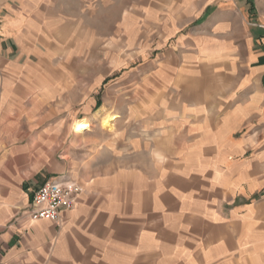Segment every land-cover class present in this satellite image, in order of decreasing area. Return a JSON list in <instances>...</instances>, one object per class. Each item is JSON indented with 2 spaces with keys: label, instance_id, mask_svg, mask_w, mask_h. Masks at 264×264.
Masks as SVG:
<instances>
[{
  "label": "rangeland",
  "instance_id": "obj_1",
  "mask_svg": "<svg viewBox=\"0 0 264 264\" xmlns=\"http://www.w3.org/2000/svg\"><path fill=\"white\" fill-rule=\"evenodd\" d=\"M49 2L50 14L34 29L38 53L31 78L17 80L7 102L33 106L32 112L17 113L25 121L19 127L15 121L13 131L23 136L17 146L26 148L13 162L22 177L56 176L46 170H61L53 167L61 161L79 180H110L118 168L128 184L104 183L111 198L121 197L123 189L125 197L133 196L138 170L163 184L157 195L205 192L219 183V175L203 166L211 156L209 147L204 153L200 147L211 139L197 112L204 101L192 102L188 90L183 94L179 87L188 69L180 67L212 58L222 62L223 77L243 74L255 51L258 35L252 29L264 31V0H249L251 5L246 0ZM232 60L233 68L224 65ZM216 77L209 79L215 86L225 80ZM179 111L197 113L180 124ZM108 113L116 116L111 130L100 124ZM79 120L91 128L77 136L73 123ZM147 145L155 149L154 159ZM68 175L66 169L62 176Z\"/></svg>",
  "mask_w": 264,
  "mask_h": 264
},
{
  "label": "crops",
  "instance_id": "obj_2",
  "mask_svg": "<svg viewBox=\"0 0 264 264\" xmlns=\"http://www.w3.org/2000/svg\"><path fill=\"white\" fill-rule=\"evenodd\" d=\"M49 1L0 0V264H264V31L259 29H252L258 36L243 74L229 71L223 77L222 62L212 58L180 67L189 70L179 87L183 94L188 90L192 102L204 101L197 112L211 139L200 147L202 153L209 147L211 156L206 162L201 157L204 170L219 175L213 189L157 195L163 184L138 170L133 196L125 197L123 189L121 197L111 198L103 184L115 179L128 184L123 170L117 168L110 180L89 181L66 168L83 188L77 205L62 210L57 222L17 220L39 185L66 172L61 161L53 165L61 170H46L56 176L22 177L13 162L26 148L17 146L23 136L13 131L25 121L17 113L32 112L33 106L7 103L16 81L31 78L38 53L34 29L50 14ZM224 63L236 66L233 60ZM216 76L225 78L218 86L210 81ZM197 112L179 111L175 117L181 124ZM151 148L146 151L154 159Z\"/></svg>",
  "mask_w": 264,
  "mask_h": 264
},
{
  "label": "built area",
  "instance_id": "obj_3",
  "mask_svg": "<svg viewBox=\"0 0 264 264\" xmlns=\"http://www.w3.org/2000/svg\"><path fill=\"white\" fill-rule=\"evenodd\" d=\"M83 190L71 178H52L37 187L29 205L17 220L35 222L46 219L59 221L62 210L74 208Z\"/></svg>",
  "mask_w": 264,
  "mask_h": 264
},
{
  "label": "bare ground",
  "instance_id": "obj_4",
  "mask_svg": "<svg viewBox=\"0 0 264 264\" xmlns=\"http://www.w3.org/2000/svg\"><path fill=\"white\" fill-rule=\"evenodd\" d=\"M101 117V116H100ZM116 116L112 113H108V114H105L102 119H100V124L108 129V130H111L113 128V124H112V121L113 119L115 118ZM90 123V122H89ZM87 121L85 120H79V121H75L73 123V131L75 132V134L80 135L86 131H89L90 128H91V124H89Z\"/></svg>",
  "mask_w": 264,
  "mask_h": 264
}]
</instances>
